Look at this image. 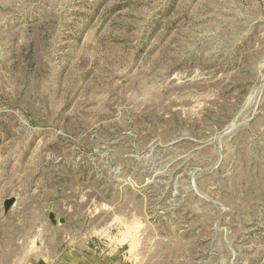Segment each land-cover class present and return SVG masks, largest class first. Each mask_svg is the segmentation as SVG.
<instances>
[{
	"label": "rangeland",
	"instance_id": "obj_1",
	"mask_svg": "<svg viewBox=\"0 0 264 264\" xmlns=\"http://www.w3.org/2000/svg\"><path fill=\"white\" fill-rule=\"evenodd\" d=\"M9 197L31 264H264V0H0Z\"/></svg>",
	"mask_w": 264,
	"mask_h": 264
},
{
	"label": "crops",
	"instance_id": "obj_2",
	"mask_svg": "<svg viewBox=\"0 0 264 264\" xmlns=\"http://www.w3.org/2000/svg\"><path fill=\"white\" fill-rule=\"evenodd\" d=\"M11 210L0 209V264H31L32 230L30 226L21 229L16 222L27 221L26 218Z\"/></svg>",
	"mask_w": 264,
	"mask_h": 264
},
{
	"label": "water",
	"instance_id": "obj_3",
	"mask_svg": "<svg viewBox=\"0 0 264 264\" xmlns=\"http://www.w3.org/2000/svg\"><path fill=\"white\" fill-rule=\"evenodd\" d=\"M15 202L16 201H15L14 197H9V198L5 199V201H4L5 211H8L15 204ZM49 216L52 220H55V216L53 213H50Z\"/></svg>",
	"mask_w": 264,
	"mask_h": 264
}]
</instances>
